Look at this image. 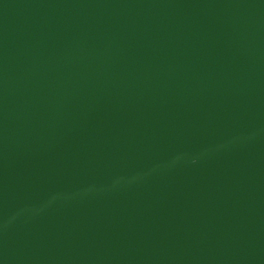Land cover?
I'll return each mask as SVG.
<instances>
[{
	"label": "water",
	"instance_id": "1",
	"mask_svg": "<svg viewBox=\"0 0 264 264\" xmlns=\"http://www.w3.org/2000/svg\"><path fill=\"white\" fill-rule=\"evenodd\" d=\"M0 264H264V0H0Z\"/></svg>",
	"mask_w": 264,
	"mask_h": 264
}]
</instances>
